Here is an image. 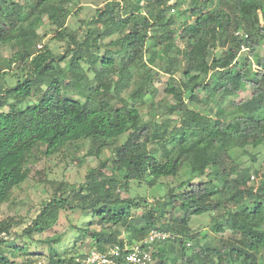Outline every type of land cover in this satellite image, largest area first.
Wrapping results in <instances>:
<instances>
[{"label":"trees","instance_id":"trees-1","mask_svg":"<svg viewBox=\"0 0 264 264\" xmlns=\"http://www.w3.org/2000/svg\"><path fill=\"white\" fill-rule=\"evenodd\" d=\"M27 1L24 5L0 0V46L17 47L7 65L24 74L13 86L0 88V204L27 179L26 165L41 146V153L49 156L67 143L86 138L92 148L84 158L99 157L103 145L124 135L122 143L112 146V157L98 166L109 167L110 175L98 170L102 177L97 178L90 173L85 188L81 187L84 193L79 194L78 206L92 210L102 225L90 232L98 250L139 240L151 228H159L174 238L157 244L152 253L155 264L174 263L165 257L176 246L179 264H220L222 260L264 264V176L254 189L247 184L249 167L232 166L227 173L224 166L225 158L234 160L237 152L264 147V58L258 55L264 40V0H105L93 8L90 18L78 19L74 26H68L67 19L78 18L81 0ZM44 16L54 28V39L65 42L63 54L37 46ZM174 16H182V21L172 22ZM238 30L243 35L235 34ZM217 46H221L220 54L214 52ZM7 72L0 68V74ZM162 73L168 76L163 92L174 102L156 105L154 79ZM130 87L127 97L121 98L120 92ZM245 88L250 89L249 97L231 100L234 113L228 119L222 118L221 108L215 116L205 115L184 99L185 93L192 100L194 92L203 89L208 100L224 101ZM30 97H35L34 103L19 106ZM8 98L12 102L2 110ZM137 103L147 105L149 120L142 118ZM156 106L162 108L161 120ZM172 114H177L175 124H171ZM183 167L190 178L179 181L176 192L161 185L167 189V204L177 202L182 214L163 222V214L143 211L144 224L132 221L130 208L135 200L115 196L118 185L127 189L130 181H146L153 186L162 178L177 177ZM232 172L234 177L229 179ZM195 177L206 179L193 182ZM230 181L234 189L226 192ZM65 204V199L56 197L45 203L27 233L51 228L57 220L53 209L58 211ZM216 211L222 213L223 221L212 229L229 230V246H206L188 253L187 242H198L199 235L189 227L191 216ZM119 225L130 231L128 240L119 237ZM10 228V221H0V264H15L13 258L27 254L23 248L3 247L2 233L7 236ZM60 236L46 242L59 243ZM51 251L49 264L75 260V256L60 257L55 249Z\"/></svg>","mask_w":264,"mask_h":264},{"label":"rangeland","instance_id":"rangeland-1","mask_svg":"<svg viewBox=\"0 0 264 264\" xmlns=\"http://www.w3.org/2000/svg\"><path fill=\"white\" fill-rule=\"evenodd\" d=\"M21 4H26L27 0H14ZM105 0H81L78 4L82 5L83 9L80 11L78 18L69 16L67 19L68 26H74L78 24V19L90 18L93 8L96 6H101ZM77 4V5H78ZM76 5V6H77ZM186 4L184 3L181 8ZM73 6V7H76ZM172 13V11H169ZM174 14V12L172 13ZM182 16H174L173 21L178 23L182 21ZM192 21V19H190ZM48 20L43 17V26L38 29V34L40 36L37 46H47L54 55L63 54L66 49V44L64 41H59L54 39V28L49 27L47 24ZM85 26L83 25V28ZM82 30H79V33ZM80 34L78 37L81 38ZM112 37H107L103 39V43L109 42ZM181 45L180 42H178ZM17 47L13 45H1L0 46V68L7 69L6 74H0V88L2 90L13 86L16 83L17 78L22 79L23 75L20 70L16 69L15 66H8L7 60L10 59L16 52ZM221 46H217L214 49L216 54L221 53ZM104 48L100 51L102 54ZM246 49L241 53L245 54ZM258 55L264 58V40H262L260 47L258 48ZM62 67L66 66V60L60 63ZM256 68V65L252 66ZM177 78L181 77L180 73L175 75ZM168 80L167 74H160L154 79V86L157 88L156 96L153 98L156 105L163 101L168 103H173L174 100L171 96H165L163 89ZM132 87V86H131ZM122 90L120 92L121 98L127 97L128 90ZM189 93H185L184 99L188 101V105L191 108L205 114L215 116L217 109L224 110L222 116L223 119H228L230 113H234V106L231 104L233 99L235 102L247 99L250 95V89L245 88L238 92L233 98L227 97L224 101H211L206 98V91L203 89L196 90L194 92V99L190 100L188 98ZM35 97H30L22 102L19 106L24 108L35 102ZM117 99H114L116 101ZM149 101V97L146 99ZM12 102L11 98L7 99V104L3 105L2 110L8 109V103ZM140 110L142 118L146 121L151 117V112L146 104L136 105ZM158 120L162 119V115L156 106ZM230 111V112H229ZM160 113V114H159ZM171 118V124L174 123V119L177 118V114H172L169 116ZM173 120V121H172ZM125 136L118 138L115 142L108 145H103L101 147L100 156H87L84 158V154L92 148V142L90 139H81L75 142L67 143L58 152L53 153L49 156H44L41 151L43 146L35 151V158L31 159L26 165L29 169V175L26 180H24L19 186H16L11 191V196L9 200L0 204V221L7 220L11 222V228L9 234L5 238V248H23L27 250L26 255H19L13 258L15 264H49V257L52 253V249H55L60 257L75 256L76 258L83 257L86 252L92 249H97L95 247L92 235L90 232L98 231L101 229L102 225L97 222L96 214L88 209L83 210L78 206L79 194L84 193L85 185L88 180L90 173H93L97 178L102 176L97 175L98 170H100L103 175L109 176V167L98 169L101 161L106 158L112 157V146L118 145L123 142ZM235 159L225 158L224 166L227 169V173L230 172L232 166L235 168L249 167L251 175L255 177V184L264 176V147L259 146L257 148L248 147L247 153L237 152L233 156ZM254 160H252V158ZM84 158L83 162L82 159ZM256 169L257 174L253 173ZM210 170H207V173ZM229 179L234 177V173L229 174ZM190 175L185 172L184 167L177 177H165L160 179L155 185L149 186L146 181L137 183L135 181H130L127 189L122 186L117 187L115 191V196L119 198H130L135 200V204L131 206L132 221L140 222L137 224H144V220L141 219V214L143 211H152L155 215L163 214V222L170 221V218L179 217L182 211L178 209V203L167 204V189L162 184L167 187H173L174 191H177L176 186L179 181L188 180ZM206 177L194 178L193 182L198 180H205ZM231 182V181H230ZM253 184V183H251ZM83 187V188H81ZM234 189V185L231 184L225 188L226 192H230ZM82 192V193H80ZM58 198L59 200L65 199L67 204L63 206L60 210L52 211V214H56L57 220L55 224L43 231H34L31 234L27 233V228L30 226L33 219L40 213V211L45 207L47 203L52 198ZM222 213L216 211L214 213L199 214L191 216L189 220V227L192 229L193 233L198 232V242L189 240L187 242L188 253L199 251L201 248L206 246L221 247L222 245H227V241H231L232 234L229 230L224 232H218L212 229L214 223L222 222ZM76 227L86 228V232H79ZM116 229L119 231L120 238H127L128 240L130 231L124 226H117ZM61 235L59 243H47L46 239L53 237L54 235ZM155 247H158L156 245ZM179 247H175L174 250L168 251L166 259H174V263L167 264H179L180 257L178 255ZM259 254H257L258 256ZM261 258L259 255L258 260ZM206 259V257H205ZM204 261L201 259L200 261ZM156 262V259L154 260ZM155 264V263H153ZM207 264V263H205ZM220 264H226L225 261H221ZM230 264H244L242 260H233Z\"/></svg>","mask_w":264,"mask_h":264},{"label":"built area","instance_id":"built-area-1","mask_svg":"<svg viewBox=\"0 0 264 264\" xmlns=\"http://www.w3.org/2000/svg\"><path fill=\"white\" fill-rule=\"evenodd\" d=\"M235 34L243 35V32L238 30ZM254 181L255 177L252 174L247 184L256 189L258 184H255ZM2 236L6 238L4 233ZM169 238H174V236L159 228H151L139 240L124 241L122 244L114 243L108 245L104 250H89L83 257L76 258L72 264H153L155 259L152 253L156 250L155 246Z\"/></svg>","mask_w":264,"mask_h":264}]
</instances>
